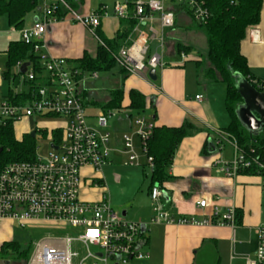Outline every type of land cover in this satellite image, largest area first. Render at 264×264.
Returning <instances> with one entry per match:
<instances>
[{"label":"built area","instance_id":"obj_1","mask_svg":"<svg viewBox=\"0 0 264 264\" xmlns=\"http://www.w3.org/2000/svg\"><path fill=\"white\" fill-rule=\"evenodd\" d=\"M38 1L41 4L35 22L27 29L22 28L19 34L22 43L32 46L33 53L39 59L42 75H37L30 65L24 74H19L22 64L16 65L18 77L12 97L3 98L0 102V134L8 126H12L14 131L16 125L33 117L40 121L57 119L64 126L50 130L36 126L28 130V136L35 132L32 158L0 165V221L14 222L21 227L48 226L53 231H73V235L42 239L26 264H138L146 256L140 247L142 225L125 221L104 197L93 202L81 198L84 182L96 188L100 181L99 174L110 163L112 150L106 128L109 120L115 118L116 112L99 109L95 116H87L81 98V85L86 76L95 80L97 73L80 77V71L67 60L40 53L48 28L60 20L56 16L58 9H62L72 22L91 32L99 26L100 19L107 16L106 9L80 14L65 0ZM204 3L205 0L137 1L131 6L132 12H129L127 5L117 3L114 7L116 18H133L138 25L147 26V32L136 28L137 37L118 50L114 57L117 67L128 75L146 76L150 70L156 72L163 69V31L172 29L175 23L173 10L165 6H184L196 23H202L208 18ZM156 15L160 31L152 25ZM154 41L157 49L152 53L151 44ZM180 58L183 61L187 59L185 54H180ZM37 80L42 83H35ZM20 84L24 88L19 89ZM259 93L264 95V85ZM16 95L20 99L14 101ZM195 100H201V96H196ZM134 125L135 132L125 134L121 139L120 152L126 156L123 164L130 167L141 165L140 156L134 148L136 137L145 165L150 168L152 160L146 155V142L151 135L152 125L141 117L134 120ZM260 133L264 134V129ZM38 134L48 143L45 155L37 152ZM232 148L234 156L231 161L215 163L223 176L233 178L239 171L252 167L262 169L264 173V167L255 158L249 159L239 153L233 142ZM86 169L89 173L84 172ZM149 197L153 204L152 222L156 224L194 227H233L235 224L233 206L228 207L222 215L218 207L212 205L210 216L202 220L190 217L171 219L162 210L158 187L150 189ZM196 206L204 209L207 202L199 200ZM256 234L258 247L252 257L245 258V264H264V224L256 229ZM91 248H96V251Z\"/></svg>","mask_w":264,"mask_h":264},{"label":"crops","instance_id":"obj_2","mask_svg":"<svg viewBox=\"0 0 264 264\" xmlns=\"http://www.w3.org/2000/svg\"><path fill=\"white\" fill-rule=\"evenodd\" d=\"M137 1L140 0H135ZM98 3V9L105 8L107 16L100 19L99 26L94 31L91 32L72 22L66 15L62 16L48 28L40 53L67 61L79 59L84 53L94 57L98 42L97 30L107 40H112L117 33L123 32L127 28L125 23L128 20L116 18L114 7L117 3L128 6L130 1L114 0L111 2L112 7L102 4L101 1ZM96 7L93 0H82L74 10L80 14H87L98 10H95ZM129 12H132L131 7ZM37 16L36 11L32 12L28 25L25 23V17L23 29L25 25L29 28ZM152 25L160 31L157 15L154 16ZM136 28L147 32V26L138 25L136 21L125 41L129 42L137 37ZM177 29L181 31L179 34L176 32ZM12 33L18 34L19 31L12 29ZM163 34L162 59L165 67L158 73L156 70L155 81H151L148 75H128L125 78L118 67L113 68L116 69L120 83L116 89L120 88L123 91L121 109L116 113L129 111L132 114L109 120L106 131L109 133V147L112 151L109 156L110 163L104 169L109 167L110 171V168L118 163L124 165L126 156L120 152L121 139L123 135L135 132L134 120L137 117L143 118L153 127L176 128L188 124L193 127L194 132L177 146L171 165L166 170L168 180L160 186H152L159 188L162 210L171 219L190 217L202 220L210 216L212 205H216L222 215L226 213L228 207L233 206L235 224L233 227L218 225L194 227L153 223V204L149 197L150 172L146 183L133 185L130 189L125 185L121 186V178L114 177L112 182L114 186H118L122 196L126 195L128 190L131 196L133 195L132 199L121 200L116 204L118 214L125 221L139 223L143 227L140 247L146 256L138 264H245V258L252 257L258 247L256 229L264 224V178L248 174H237L229 178L219 172V167L215 166V163L231 161L234 156L232 141L221 132L230 122L224 107L225 90L222 89L220 92L219 87H216L220 83L207 84L201 73L197 70L193 73L191 68L188 69L185 65L189 62L188 59L182 63L183 65L170 66L165 63L166 59L175 60L176 53L172 50L177 40H182L194 48L192 42L202 36L198 31L193 30L190 17L183 13L175 15L173 28L164 30ZM182 36L184 40H180ZM15 41V38H9L7 43L9 45ZM122 47L124 43L120 48ZM156 49L157 43L154 41L151 44L152 53ZM240 52L246 59L249 73L264 84V0H262L258 24L246 31L245 38L240 43ZM185 55L187 57L190 54ZM2 73L0 80H3ZM86 80L83 82L85 85L81 86V98L85 107H93L98 111L100 109L98 104L108 100L111 90H108L107 98L96 101L92 89L85 83ZM7 83L8 92H13L14 89L10 88L9 82ZM130 90H135L145 97L146 105L143 112L137 113L127 108ZM196 96H201V100H195ZM3 98L4 95L2 100ZM210 143L214 148L210 147ZM134 148L140 156V164L145 165L146 161L136 137H134ZM102 171L96 188L84 182L81 189L83 200L93 202L103 197L107 200V186L104 185ZM84 172L89 173V170L86 169ZM199 200L207 202L204 209L196 206Z\"/></svg>","mask_w":264,"mask_h":264},{"label":"trees","instance_id":"obj_3","mask_svg":"<svg viewBox=\"0 0 264 264\" xmlns=\"http://www.w3.org/2000/svg\"><path fill=\"white\" fill-rule=\"evenodd\" d=\"M72 9L82 0H65ZM131 7L135 0H128ZM262 0H205L204 7L208 12V18L202 23H196L190 12L181 5L172 6L175 15L185 14L191 18L193 29L198 31L205 39L206 56L194 61L197 72L202 74L207 84H223L225 86L224 107L229 115L228 126L221 130L236 145L239 153L246 158H255L264 167V134L249 135L239 124L235 110L241 104V99L235 88V77H242L256 91H261L264 85L249 73L245 57L240 52V43L245 38L246 31L258 24ZM38 0H0V17H6L8 26L15 31H20L24 25L25 17L35 12ZM101 9V8H100ZM58 19L65 16L62 9L56 12ZM125 24L127 28L117 33L114 39L107 40L97 30L98 42L94 57L86 53L79 59L68 61L83 75L108 72L117 67L114 57L123 45H129L125 39L136 24L133 18ZM122 21V20H121ZM123 22V21H122ZM175 24V23H174ZM177 55L189 54L193 50L190 46L176 43ZM6 63L2 73L4 81L17 84V75L10 70L18 63H28L37 75H42V69L38 57L33 53L31 45L21 41L11 42L5 51ZM120 73L128 76L122 69ZM123 77V78H124ZM35 83H42L40 80ZM13 92H8L7 98L12 97ZM4 97V98H6ZM128 109L134 112H143L145 109V97L135 90L128 93ZM19 95L14 97L19 100ZM123 100L122 89L109 92L108 100L98 104L102 110L119 111ZM194 129L188 124L176 128L153 127L149 139L146 142V155L151 158L150 189L153 185L160 186L168 180L166 170L172 162L173 154L179 143L192 135ZM35 141L30 136H22L17 139L12 126L6 127L0 134V165L10 162H24L32 158ZM238 174L257 175L264 177L262 169L252 167L239 171ZM237 217V216H236ZM28 250H23L17 243L7 242L0 246L1 259L13 261L14 264H26Z\"/></svg>","mask_w":264,"mask_h":264},{"label":"rangeland","instance_id":"obj_4","mask_svg":"<svg viewBox=\"0 0 264 264\" xmlns=\"http://www.w3.org/2000/svg\"><path fill=\"white\" fill-rule=\"evenodd\" d=\"M93 1L94 3H96V6H97L95 8L96 10L99 7L98 6L99 1H101L102 4L104 3L112 7L111 2H113L114 0H109V1L108 0H93ZM140 1H146V0H140ZM38 4H39L38 5L39 7L41 4V1H38ZM172 6L173 5H166L165 7L169 8ZM37 9L35 10L36 12H37ZM31 14H28L29 16L26 17V20H25L26 25H28L30 22ZM26 25L24 26V29L28 28ZM176 32L179 34L181 31L180 29H177ZM9 38H13V39L15 38L16 41H20V34L12 33V28L8 26L6 17L2 16L0 17V75H1V72L5 70L6 57L4 56L3 52L6 50V47L8 45L7 42ZM181 39L184 40L185 38H183L182 36L180 37V40ZM177 41L178 42L176 43H181L184 46H189L186 43H184V41L182 40L181 41L177 40ZM176 43L174 44V47L172 50L175 53H176L175 51ZM192 44L194 45V48L191 46L190 47L192 48L193 51L189 53L190 55L188 54L189 56H187V59L189 60V62L185 63V61L181 60L179 55L175 54V60H170V59L165 60L166 65H170V66L175 65V64L183 65L182 63L184 62L186 67L188 69L191 68L194 73V71H196V67L193 61L195 59H200V57L206 56V43H205L204 37L201 36V37L196 38L192 42ZM17 72L18 71L16 67H13L10 70L11 74L13 73L16 75ZM158 72H159V69L157 70V73ZM97 76L98 77L95 80L89 79L86 76L85 79L87 80L85 83H87L89 88L92 89V94L94 95V99L96 101L97 100L102 101L104 98H107L108 90L116 89L120 86V83H118L119 77L116 73V69H111L108 72L98 73ZM8 85L9 84L7 83V81L0 80V102L2 101V95H4V97L7 96ZM82 85H85V84L82 83ZM13 87L14 85L10 84V88L14 89ZM216 87H219L218 89L220 90V92L222 89L225 90V86L223 84H219ZM22 88H24V86L23 84H20L19 89H22ZM85 112L87 116L92 117L97 113V109H93V107L92 108L86 107ZM129 114H132V113L129 111H124L121 114L115 113V118L119 116L127 117ZM36 126L45 127L47 130H50L53 127L64 126V124L60 120H57V119H41L40 121L37 118L33 117L31 119H26L22 123L16 125L14 129V135L17 139H19L22 136H26L27 131L33 129ZM47 144L48 143L45 142L38 134L36 137V147H38L37 152L39 155H45ZM113 164L115 163L113 162ZM113 167H114V170H113ZM108 169L109 167L105 169L103 168V171H102V176L104 178V185L107 186L106 197H107V200H109L110 207L116 213H118L119 210L116 207V204H118V202H120L121 200L124 201L128 198L132 199L133 195L131 196V193L128 190V193L122 196V194H120V192L118 191V186H114L112 182V180H114V177L118 176L119 178H121L122 179L121 186L125 185L126 188L130 189L133 185L137 186V185H142L146 183L148 181L150 171L146 165H140L139 167L137 166L130 167V166L122 165L120 163H118L116 166H112V169L110 168V171ZM65 235H73V231H71V229H67L64 231H53L48 226L31 227L30 225H25L24 227H21L14 222L0 221V246L3 243H7V242L17 243L20 246V248H22L23 250H28V254H27L28 257L32 255L35 249V246L42 239L48 236L61 237ZM91 250L96 251V248H91ZM78 252L80 253V251ZM0 261H4V259H1V256H0ZM9 264H14V263L13 261H9Z\"/></svg>","mask_w":264,"mask_h":264},{"label":"water","instance_id":"obj_5","mask_svg":"<svg viewBox=\"0 0 264 264\" xmlns=\"http://www.w3.org/2000/svg\"><path fill=\"white\" fill-rule=\"evenodd\" d=\"M28 63L19 68V74H24ZM151 81L156 80L155 70L148 72ZM235 88L241 99V104L235 110V116L241 127L251 136H257L264 129V95L253 89L242 77H235ZM35 132L30 133L33 139ZM210 147L214 148L210 143ZM143 228V227H142ZM0 264H9V261H0Z\"/></svg>","mask_w":264,"mask_h":264}]
</instances>
